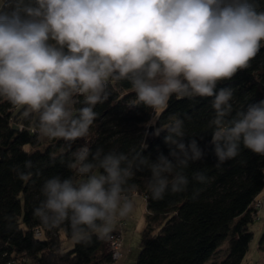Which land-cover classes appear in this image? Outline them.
Returning <instances> with one entry per match:
<instances>
[{
    "label": "clouds",
    "instance_id": "9594fccd",
    "mask_svg": "<svg viewBox=\"0 0 264 264\" xmlns=\"http://www.w3.org/2000/svg\"><path fill=\"white\" fill-rule=\"evenodd\" d=\"M261 41L264 10L255 0H0V97L34 115L43 137L69 147L88 137L109 84L128 81L136 94L129 107L153 110L144 128L157 137L165 132L169 149L155 161L144 156L148 131L141 151L92 153L81 146L68 165L79 179H46L34 215L49 227L67 222L74 241L88 243L93 234L107 238L133 212L138 186L130 181L137 172H150L152 199L184 191V170L205 151L195 137L185 142L182 119L157 126L173 94L213 98L216 167L237 157L241 144L264 155V99L233 115V89L217 90L249 66ZM18 176L27 180L30 173ZM193 178L207 182L203 172Z\"/></svg>",
    "mask_w": 264,
    "mask_h": 264
},
{
    "label": "trees",
    "instance_id": "16d2710c",
    "mask_svg": "<svg viewBox=\"0 0 264 264\" xmlns=\"http://www.w3.org/2000/svg\"><path fill=\"white\" fill-rule=\"evenodd\" d=\"M255 2L258 10H264V0ZM224 87L233 89V115L264 99V41L247 68L217 83V90ZM135 99L128 81L110 83L108 99L94 108L97 117L88 137L77 139L69 147L63 140L43 137L34 115L0 97V264L116 262L108 238L112 233L124 234L122 224L126 222L122 221L120 228L107 238L93 234L88 243L76 242L66 250L60 237L65 234L72 238L70 225L65 222L49 227L34 215V209L44 198L41 187L46 179L53 176L79 179L68 165L72 153L81 146L87 145L92 153L97 149L105 153H129L133 148L141 151L144 133L148 131L150 139L145 138L148 147L143 155L153 161L161 152L168 155L166 133L157 137L151 135L154 130L144 128L155 113L143 105L130 108ZM212 99L178 98L173 94L167 107L159 110L157 126L169 123L172 117L182 119L185 142L195 137L205 157L184 170L189 181L184 191L168 190L159 200L152 199L145 186L150 176L147 169L137 172L130 181L138 186L133 196L138 193L144 196L148 212L147 224L141 231L143 246L134 264H206L225 241L228 253L217 264H241L249 251L254 236L250 225L256 218H262L255 204L264 191V155L241 144L237 157L216 167L209 143L212 135L209 122L215 115ZM26 161L32 162L31 169L24 167ZM18 170L30 173L29 179H20ZM196 172H203L207 182L196 181L193 178ZM260 244L262 249L264 231Z\"/></svg>",
    "mask_w": 264,
    "mask_h": 264
},
{
    "label": "rangeland",
    "instance_id": "374dc122",
    "mask_svg": "<svg viewBox=\"0 0 264 264\" xmlns=\"http://www.w3.org/2000/svg\"><path fill=\"white\" fill-rule=\"evenodd\" d=\"M139 213L137 214L136 217H134L133 214L128 215L125 219L123 218L124 222L126 223L125 224L120 223L123 225L124 228L123 244L124 243L126 244L124 245L127 249L125 252L126 256H124L123 258L121 257L122 259L120 258L119 260H122L121 262H124V264H134L143 246L141 244V240H142L141 230L138 227L140 222ZM260 216L262 218L260 219L256 218L250 225V227L254 232V236L250 243L249 251L247 252L241 264H264V247H262V249L260 247L261 245L260 241L262 240L263 231H264V207H262L260 210ZM119 221L114 224L113 229L115 228L116 224H119ZM60 238H61L62 248L66 250L71 249L76 243L73 238H69L65 234L64 235L61 234ZM227 253H228V241H225L222 244V246L219 248V250H216L212 258L206 262V264L219 263L220 261H222V259L226 257Z\"/></svg>",
    "mask_w": 264,
    "mask_h": 264
},
{
    "label": "crops",
    "instance_id": "0c3cea01",
    "mask_svg": "<svg viewBox=\"0 0 264 264\" xmlns=\"http://www.w3.org/2000/svg\"><path fill=\"white\" fill-rule=\"evenodd\" d=\"M133 200H134V209H133V212L131 214H133L134 217L137 216V214L139 213L140 215V222H139V225L138 227L140 228V230L142 231L143 227L145 226L146 223V214L148 213L147 212V205H146V201H145V198L144 196L141 194V193H138V194H135L133 196ZM144 218V219H143ZM125 219V218H124ZM122 221H124L123 219H121ZM122 221H119V224H116L115 228L112 229L113 230H116L120 228L121 224L120 223H123ZM143 224V225H142ZM125 244V243H124ZM126 245V244H125ZM125 245H123L122 247V258L125 255V252H126V247ZM121 258V259H122ZM122 260H119V261H116V262H113V263H110V264H124V262H121Z\"/></svg>",
    "mask_w": 264,
    "mask_h": 264
},
{
    "label": "built area",
    "instance_id": "2783aa9c",
    "mask_svg": "<svg viewBox=\"0 0 264 264\" xmlns=\"http://www.w3.org/2000/svg\"><path fill=\"white\" fill-rule=\"evenodd\" d=\"M263 200H264V191H263L262 195L260 196V198L257 200V202L255 204L256 207L259 209V211L261 210L262 207H264ZM257 217L260 218L259 217V213H258ZM38 234H40L39 231H38ZM122 234L123 233H119V232H117V234L116 233H112L109 236V238H108V241H109V244H110L109 245L110 246V250L112 252L114 260H116V261L119 260L122 257V246L124 245L123 244Z\"/></svg>",
    "mask_w": 264,
    "mask_h": 264
},
{
    "label": "water",
    "instance_id": "95a60500",
    "mask_svg": "<svg viewBox=\"0 0 264 264\" xmlns=\"http://www.w3.org/2000/svg\"><path fill=\"white\" fill-rule=\"evenodd\" d=\"M152 130H154L153 128H151ZM150 139V136H148V138H147V140H149Z\"/></svg>",
    "mask_w": 264,
    "mask_h": 264
}]
</instances>
